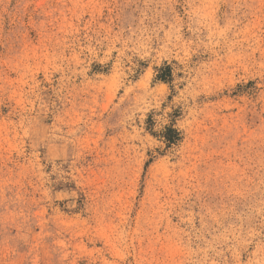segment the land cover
Here are the masks:
<instances>
[{"label":"rangeland","instance_id":"obj_1","mask_svg":"<svg viewBox=\"0 0 264 264\" xmlns=\"http://www.w3.org/2000/svg\"><path fill=\"white\" fill-rule=\"evenodd\" d=\"M0 264H264V0H0Z\"/></svg>","mask_w":264,"mask_h":264}]
</instances>
